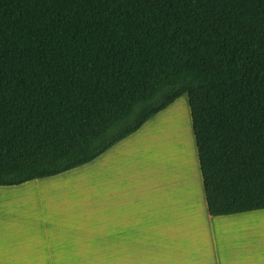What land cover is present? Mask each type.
Instances as JSON below:
<instances>
[{
    "label": "trees",
    "instance_id": "trees-1",
    "mask_svg": "<svg viewBox=\"0 0 264 264\" xmlns=\"http://www.w3.org/2000/svg\"><path fill=\"white\" fill-rule=\"evenodd\" d=\"M188 97L208 212L264 208V0H0V185L83 165Z\"/></svg>",
    "mask_w": 264,
    "mask_h": 264
},
{
    "label": "crops",
    "instance_id": "crops-1",
    "mask_svg": "<svg viewBox=\"0 0 264 264\" xmlns=\"http://www.w3.org/2000/svg\"><path fill=\"white\" fill-rule=\"evenodd\" d=\"M150 119L83 165L0 185V264H264V208L211 215L196 146L189 181L177 158L147 176Z\"/></svg>",
    "mask_w": 264,
    "mask_h": 264
},
{
    "label": "rangeland",
    "instance_id": "rangeland-1",
    "mask_svg": "<svg viewBox=\"0 0 264 264\" xmlns=\"http://www.w3.org/2000/svg\"><path fill=\"white\" fill-rule=\"evenodd\" d=\"M172 115H178V116L180 115L182 117L180 119L181 121L179 120L180 124L179 125H178V123L176 124V127H177V128L175 127L176 129H172L175 125L172 122H170V121L168 122L166 120L168 116H172ZM166 122L169 123V124L167 125ZM162 125L164 126L165 130L168 129L166 136L167 135L173 136L174 134H176L175 137L173 136V138H176V136H177L180 139H178V138H176V139L179 140V141L182 140V142H183V143L182 142L179 143V141H177L176 139H173L171 136H167L168 138L166 137V140L168 142L170 141L169 144H172L171 143L172 141H173L172 145H175V143L178 142L175 145V147H176V146H178L179 144L182 143V145L187 148L189 153L192 154V151H193V157H194V155H195L194 154L195 153L194 152L195 136H194V130H192V126H191L190 107H189V103H188L186 95H183V96L177 98L170 105H168L165 109H163L161 112H159L158 114L153 116L150 119L149 123L145 126V128L143 130L144 133H145L144 136L146 137V140H147V150H146V164H147V166H146V172H147V176L151 177L154 180H158V178H162L163 173H164V168H163L164 166H163V163H162L163 162L162 158L161 157L158 158V156L157 157L154 156L155 147L157 148V145H158V144H156V141H157L156 138H157V135H159V131L158 130H160L162 128ZM168 126H169L170 129L168 128ZM165 127H167V129ZM171 129H172L173 132H170ZM175 130H176V132H175ZM179 136H182V137H179ZM170 139H172V141ZM159 142L160 143H159L158 148H159V150L161 152L163 150L162 149L163 147H162L161 141H159ZM172 145H171V147H166V148L167 149L168 148H172ZM165 146H166V144H165ZM167 146H169V145L167 144ZM175 150H178V149H175ZM171 153L174 156H177V154H178V152H177L176 155H175V153H173V151ZM187 154L188 153L185 150L184 155H187ZM173 155H171V157H174ZM179 156H181V155H179ZM174 158H176V157H174ZM177 158H179V157H177ZM184 158L186 159L187 157L185 156ZM194 164H195V157H194ZM142 171L143 170H141V172ZM166 172H167V174L170 177L171 174H172L171 169L169 171L167 169ZM195 174L198 175L197 170H196ZM182 175H185V174L183 173ZM188 175H191V174H188ZM71 264H100V263H98V262H80V263L75 262V263H71Z\"/></svg>",
    "mask_w": 264,
    "mask_h": 264
},
{
    "label": "bare ground",
    "instance_id": "bare-ground-1",
    "mask_svg": "<svg viewBox=\"0 0 264 264\" xmlns=\"http://www.w3.org/2000/svg\"><path fill=\"white\" fill-rule=\"evenodd\" d=\"M182 117L179 115H172V116H168L167 117V121L169 122H172L175 126L172 128V129H176L177 127H176V124L178 123V125L180 124V119H181ZM180 120V121H179ZM166 124L168 125L169 123H167L166 122ZM171 124V123H170ZM172 124V125H173ZM177 125V126H178ZM166 126V125H165ZM182 126V125H181ZM176 127V128H175ZM166 129H167V127H165ZM168 128H169V126H168ZM159 129V128H158ZM170 129V128H169ZM172 129H171V131L170 132H173L172 131ZM182 129V128H181ZM159 131V135H157V138H156V144H158L157 145V148L155 147V152H154V156L155 157H157L158 156V158L159 157H161L162 158V163H163V166H164V176L166 175V171H167V165L169 164V163H173L175 160V158L174 157H179V158H177V163H178V161H180V165H179V168L181 169V171L179 172V174L182 176V174L184 173L185 174V178L189 181V179L194 175V166H193V157H192V155H191V153H189L188 152V150H187V148L186 147H184L183 145H182V140H177L176 138H178L177 136H176V138H173V136L175 137V135L176 134H174L173 136H171V135H167V136H171L173 139H176L177 141H179V143L180 142H182L181 144H179L178 146H176L175 147V145L178 143H175V145H172L173 144V141H172V139H170L172 142V144H169V142L166 140V134H167V131H168V129L167 130H165L164 129V126L162 125V128L160 129V130H158ZM169 132V133H170ZM175 132H176V130H175ZM182 134V133H181ZM179 137H182V136H179ZM168 138V137H167ZM170 138V137H169ZM178 139H180V138H178ZM159 141H161V144H162V151L160 152V150H159V148H158V146H159ZM165 144H166V146H165ZM167 144L169 145V146H167ZM171 145H172V148H166V147H171ZM178 147V148H177ZM175 149H178V150H175ZM175 150V151H174ZM185 150L187 151V155H184V153H185ZM173 151V153H175L176 151L178 152V154L179 155H181V156H179L178 154H177V156H174L171 152ZM176 152V153H177ZM156 153V154H155ZM176 153H175V155H176ZM181 153V154H180ZM160 155V156H159ZM171 155H173L174 157H171ZM187 157L186 159L184 158V157ZM171 159V160H170ZM170 160V161H169ZM166 169V170H165ZM188 174H191V175H188Z\"/></svg>",
    "mask_w": 264,
    "mask_h": 264
}]
</instances>
